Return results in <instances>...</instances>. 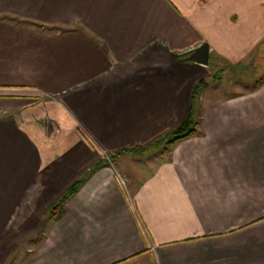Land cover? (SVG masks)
Here are the masks:
<instances>
[{"label": "crops", "instance_id": "0c3cea01", "mask_svg": "<svg viewBox=\"0 0 264 264\" xmlns=\"http://www.w3.org/2000/svg\"><path fill=\"white\" fill-rule=\"evenodd\" d=\"M255 56L264 0H0V264H264L262 77L208 96Z\"/></svg>", "mask_w": 264, "mask_h": 264}, {"label": "rangeland", "instance_id": "374dc122", "mask_svg": "<svg viewBox=\"0 0 264 264\" xmlns=\"http://www.w3.org/2000/svg\"><path fill=\"white\" fill-rule=\"evenodd\" d=\"M256 57V56H255ZM254 57V58H255ZM264 76V57L259 59L255 58L254 62L250 61L248 65L244 68L236 70L231 68L230 72L223 77V82L221 84L216 83L211 85V90L208 92V96L220 97L226 93L232 92H248L253 91L256 86V81ZM219 77L218 73L214 75V79L217 80ZM165 142V141H162ZM160 142V143H162ZM166 145L155 143L153 148L146 150H137L134 149L129 154H133L137 159L136 161H130V168L137 172L136 176L139 174H148L151 170L152 163L158 164L165 151ZM140 152V153H136ZM107 161H110L111 158L106 157ZM157 160V161H156ZM116 163V161H115Z\"/></svg>", "mask_w": 264, "mask_h": 264}, {"label": "trees", "instance_id": "16d2710c", "mask_svg": "<svg viewBox=\"0 0 264 264\" xmlns=\"http://www.w3.org/2000/svg\"><path fill=\"white\" fill-rule=\"evenodd\" d=\"M211 79L214 80V76H212V78H207L205 80L200 81L194 90V95L198 96L200 94V92L205 87H207V85L209 84V80H211ZM262 83H264V76L262 77V79L259 81V83L257 85H261ZM189 123L190 122H187L186 124L176 128L170 132H167L156 143H160L162 141H165L166 145L172 146V145H175L176 143H178L182 140H185V139L191 137L192 135L195 134V130L189 128ZM108 162H110V161L105 160L102 163L98 164L89 173H87L81 180L76 182L72 186V188L69 190V192L66 195H64V197L54 206V208L51 211L52 218L59 219L61 217V215L63 214V211H64L63 208L66 205L67 199L77 193V191L82 187V185L86 182L87 178L92 173H94L95 171H97L101 167L108 165Z\"/></svg>", "mask_w": 264, "mask_h": 264}, {"label": "water", "instance_id": "95a60500", "mask_svg": "<svg viewBox=\"0 0 264 264\" xmlns=\"http://www.w3.org/2000/svg\"><path fill=\"white\" fill-rule=\"evenodd\" d=\"M208 57H209V46L207 44H204L200 48L194 50V52L190 57V60L207 65Z\"/></svg>", "mask_w": 264, "mask_h": 264}]
</instances>
